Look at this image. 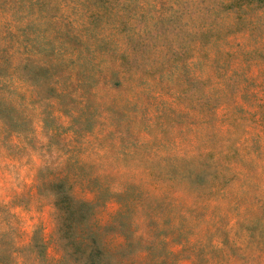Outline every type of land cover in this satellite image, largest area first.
I'll return each mask as SVG.
<instances>
[{"label":"rangeland","instance_id":"rangeland-1","mask_svg":"<svg viewBox=\"0 0 264 264\" xmlns=\"http://www.w3.org/2000/svg\"><path fill=\"white\" fill-rule=\"evenodd\" d=\"M64 252L264 264V0H0V264Z\"/></svg>","mask_w":264,"mask_h":264},{"label":"trees","instance_id":"trees-1","mask_svg":"<svg viewBox=\"0 0 264 264\" xmlns=\"http://www.w3.org/2000/svg\"><path fill=\"white\" fill-rule=\"evenodd\" d=\"M64 201V200H63ZM87 202H79L78 208H73L71 204V200L68 196L65 197V204L62 202L57 205V209L59 210V219L61 221V226L59 227V231H69L68 229H63L64 222L67 221L68 225H72L74 220L77 222L83 221L85 218L86 212L83 211L80 206L86 204ZM72 234V233H71ZM64 236H67L65 233ZM77 237L82 238L83 234L80 232ZM43 248V246H42ZM38 250V254L44 253L43 249ZM81 251V248H79ZM78 250V248H77ZM110 262H105L104 258H102L99 252H64L62 256L55 260L53 264H109Z\"/></svg>","mask_w":264,"mask_h":264}]
</instances>
